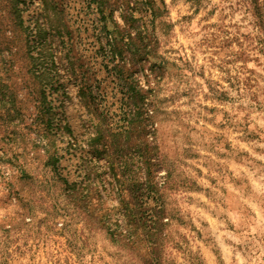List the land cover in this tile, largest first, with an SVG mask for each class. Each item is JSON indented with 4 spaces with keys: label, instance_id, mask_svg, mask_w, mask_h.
<instances>
[{
    "label": "rangeland",
    "instance_id": "obj_1",
    "mask_svg": "<svg viewBox=\"0 0 264 264\" xmlns=\"http://www.w3.org/2000/svg\"><path fill=\"white\" fill-rule=\"evenodd\" d=\"M0 264H264V0H0Z\"/></svg>",
    "mask_w": 264,
    "mask_h": 264
},
{
    "label": "trees",
    "instance_id": "obj_2",
    "mask_svg": "<svg viewBox=\"0 0 264 264\" xmlns=\"http://www.w3.org/2000/svg\"><path fill=\"white\" fill-rule=\"evenodd\" d=\"M255 8H256V6H255ZM256 10L258 11V13H259V9L258 8H256Z\"/></svg>",
    "mask_w": 264,
    "mask_h": 264
}]
</instances>
